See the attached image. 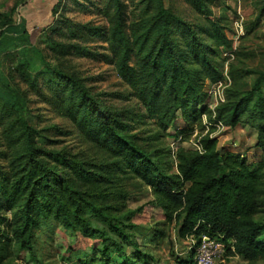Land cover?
Instances as JSON below:
<instances>
[{
	"label": "rangeland",
	"instance_id": "1",
	"mask_svg": "<svg viewBox=\"0 0 264 264\" xmlns=\"http://www.w3.org/2000/svg\"><path fill=\"white\" fill-rule=\"evenodd\" d=\"M56 3L57 0H0L1 18L12 20V12L18 6L22 18H17L14 27L0 30V76H12L31 103L33 125L44 136L36 138V146L42 148L43 154L35 160L57 165L62 176L74 180V185L89 195L90 205H84V211L91 223L103 227V214L119 219L125 226H131L128 232L134 245L153 256L155 264H181L191 256L198 239L194 235L181 237L182 222L166 219L163 209L153 203L152 189L132 177L128 170L112 171L110 164L114 160L76 130L62 111L69 90L58 72L77 79L79 89L86 90L96 102L120 116L136 143L156 155L167 169L175 170L179 149L198 150L200 137L207 134L218 140L221 153L244 156L249 164L263 163L259 132L250 125L228 127L215 114H207L200 124L188 126L179 113L167 129L161 126L137 100L136 88L117 73L108 39L111 30L119 25L129 35L143 32L144 22L160 5L180 21L173 25L172 32L181 45L189 41L190 35L182 34L188 29L210 43L206 29L223 33L231 44L214 46L216 52L211 55L221 78L218 82L207 79L204 89L203 107L215 113L226 102L229 90H241L246 95L255 89L257 80L264 79V0H62L53 19ZM136 63L137 57L132 56L131 66ZM20 126L12 110L0 100V264L97 261L104 250L102 240L80 232L69 233L53 219L39 223L32 252L20 248L12 226L17 207L9 210L11 204L6 201L14 184L25 174L29 154ZM52 152L66 154L67 159L79 164L77 167L83 164L86 179L75 176L59 162L52 163L48 156ZM91 177H97V181H89ZM7 179L11 180L9 184ZM97 209L103 214L97 215ZM258 220L264 224V212ZM135 252L133 246L127 248L128 254ZM115 257L123 259L121 255ZM220 264L249 262L229 254ZM255 264H264V259Z\"/></svg>",
	"mask_w": 264,
	"mask_h": 264
},
{
	"label": "trees",
	"instance_id": "2",
	"mask_svg": "<svg viewBox=\"0 0 264 264\" xmlns=\"http://www.w3.org/2000/svg\"><path fill=\"white\" fill-rule=\"evenodd\" d=\"M61 3L62 0H57L54 5L53 19ZM12 17V20L0 17V30L14 27L17 18L22 20L19 6L13 10ZM175 24H180L178 18L160 5L144 22L143 32L129 35L122 25L111 30L108 40L119 76L136 88L137 100L165 129L179 113L188 126L200 124L203 115L215 114L217 120L228 127L244 123L257 129L258 147L264 149V79L257 80L255 89L246 95L241 94V90H229L226 102L215 113L209 111L203 107L206 80L218 82L221 78L211 55L216 52L214 46L231 42L223 33L212 32L211 28L205 33L212 41L204 42L188 29L189 32L182 34L190 35L189 41L181 45L172 32ZM23 32L26 33V28ZM28 39L32 44L30 35ZM132 56L137 57L135 66H131ZM58 74L69 90L62 108L66 117L82 136L114 160L110 164L112 171L125 173L128 170L132 177L152 189L153 203L163 209L166 219L182 222L181 237L194 235L198 243L203 236L216 237L228 244V256H240L249 264L264 259V224L258 220L264 212V162L249 164L244 156L221 153L218 140L207 134L200 137L198 150L179 149L175 170L167 169L156 155L136 143L120 116L96 102L86 90L79 89L77 79L62 72ZM231 76L235 79L233 73ZM0 100L20 122L29 151L24 176L14 184L12 194L5 197L11 204L9 210L17 207L12 226L20 248L32 252L39 223L53 219L69 233L80 232L88 238L102 240L101 258L81 264H155L153 256L142 253L134 245L128 232L131 226L104 216L100 209L97 215L103 214V227L91 223L84 211V205H90L89 195L81 192L74 180L62 176L57 165L35 160L43 154L42 148L36 146V138L44 136L35 129L31 103L12 76H0ZM48 156L52 163L59 162L75 176L86 177L84 165L77 167L79 164L67 159L66 154L52 152ZM88 180L95 182L97 177ZM10 181L7 179L6 183ZM131 246L136 252L128 254L127 248ZM115 254L123 259L116 258ZM193 254L194 250L181 264L190 262Z\"/></svg>",
	"mask_w": 264,
	"mask_h": 264
},
{
	"label": "built area",
	"instance_id": "3",
	"mask_svg": "<svg viewBox=\"0 0 264 264\" xmlns=\"http://www.w3.org/2000/svg\"><path fill=\"white\" fill-rule=\"evenodd\" d=\"M229 246L222 240L203 236L194 247L193 258L187 264H220L227 258Z\"/></svg>",
	"mask_w": 264,
	"mask_h": 264
}]
</instances>
